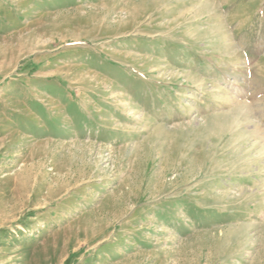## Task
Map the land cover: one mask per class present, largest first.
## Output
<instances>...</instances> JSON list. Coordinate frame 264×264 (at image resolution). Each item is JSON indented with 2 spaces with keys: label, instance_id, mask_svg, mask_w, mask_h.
<instances>
[{
  "label": "rangeland",
  "instance_id": "374dc122",
  "mask_svg": "<svg viewBox=\"0 0 264 264\" xmlns=\"http://www.w3.org/2000/svg\"><path fill=\"white\" fill-rule=\"evenodd\" d=\"M0 264H264V0H0Z\"/></svg>",
  "mask_w": 264,
  "mask_h": 264
}]
</instances>
